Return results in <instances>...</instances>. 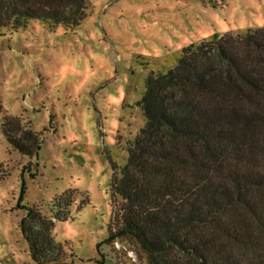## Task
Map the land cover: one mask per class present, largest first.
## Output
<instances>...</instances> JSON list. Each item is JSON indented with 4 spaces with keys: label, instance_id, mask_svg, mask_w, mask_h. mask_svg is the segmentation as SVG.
<instances>
[{
    "label": "rangeland",
    "instance_id": "rangeland-1",
    "mask_svg": "<svg viewBox=\"0 0 264 264\" xmlns=\"http://www.w3.org/2000/svg\"><path fill=\"white\" fill-rule=\"evenodd\" d=\"M29 26L0 31V264H36L24 207L52 219L63 197L67 219H54L52 237L64 264H146L127 242L106 243L112 162H127L145 126L146 78L175 67L185 47L263 28L264 0H91L74 30ZM5 117L32 156L9 144Z\"/></svg>",
    "mask_w": 264,
    "mask_h": 264
},
{
    "label": "trees",
    "instance_id": "trees-1",
    "mask_svg": "<svg viewBox=\"0 0 264 264\" xmlns=\"http://www.w3.org/2000/svg\"><path fill=\"white\" fill-rule=\"evenodd\" d=\"M90 8L91 0H0V31L34 22L74 30ZM137 105L145 126L128 141L127 162H112L106 243L127 242L146 264H264V27L185 47L175 67L147 76ZM9 120V144L32 156ZM61 201L52 219L24 207L36 264H64L52 237L54 219H67Z\"/></svg>",
    "mask_w": 264,
    "mask_h": 264
}]
</instances>
